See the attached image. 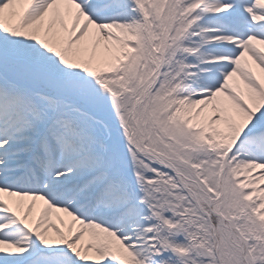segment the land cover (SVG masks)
<instances>
[{"label": "snow or ice", "instance_id": "snow-or-ice-1", "mask_svg": "<svg viewBox=\"0 0 264 264\" xmlns=\"http://www.w3.org/2000/svg\"><path fill=\"white\" fill-rule=\"evenodd\" d=\"M0 264H264V0H0Z\"/></svg>", "mask_w": 264, "mask_h": 264}]
</instances>
